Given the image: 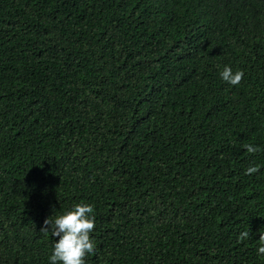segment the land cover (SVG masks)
<instances>
[{
    "label": "trees",
    "instance_id": "1",
    "mask_svg": "<svg viewBox=\"0 0 264 264\" xmlns=\"http://www.w3.org/2000/svg\"><path fill=\"white\" fill-rule=\"evenodd\" d=\"M76 203L86 264H264V0H0V264Z\"/></svg>",
    "mask_w": 264,
    "mask_h": 264
},
{
    "label": "clouds",
    "instance_id": "2",
    "mask_svg": "<svg viewBox=\"0 0 264 264\" xmlns=\"http://www.w3.org/2000/svg\"><path fill=\"white\" fill-rule=\"evenodd\" d=\"M222 80L231 85L238 84L244 73L242 70L233 72L231 67L225 65L220 71ZM248 153L258 151L252 144H245ZM259 166H249L245 174L258 171ZM92 206L88 203H76L70 209L44 220L42 231H50L55 238L48 256L49 264H86L85 256L94 250V240L90 233L94 229V216ZM248 231L239 234L238 239H246ZM257 255L264 258V231H260L256 248Z\"/></svg>",
    "mask_w": 264,
    "mask_h": 264
}]
</instances>
